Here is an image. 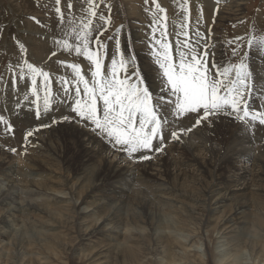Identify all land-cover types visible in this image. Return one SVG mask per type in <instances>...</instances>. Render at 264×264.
I'll list each match as a JSON object with an SVG mask.
<instances>
[{
    "label": "rangeland",
    "instance_id": "374dc122",
    "mask_svg": "<svg viewBox=\"0 0 264 264\" xmlns=\"http://www.w3.org/2000/svg\"><path fill=\"white\" fill-rule=\"evenodd\" d=\"M194 1L196 2V0ZM212 1L215 0H198L205 8L201 32L207 35L208 30L211 29V51L215 53V60L223 65L229 60L228 42L230 39L250 34L254 30V26L256 30H264V0L242 1L243 5L238 8L241 11L226 16L222 22H219L223 8L221 3L222 5L226 3L221 1L216 4ZM231 1L233 0H228L229 3ZM65 2L66 0H62V8ZM157 2L166 9L169 17V31L174 32L171 20L176 16V3L174 0H157ZM80 3L81 0H74V5L78 6ZM105 3L111 4L113 21L106 35L111 34L116 27L123 25V32L120 36L122 45L129 46L137 54L139 62L143 64L149 51L146 45L148 44V33L150 32L148 25L151 22V15L146 11V8L151 6V0H149L148 6L144 4V0H105ZM101 8H104L103 4ZM217 8L218 12L215 11ZM192 9L190 7V12L191 15H194ZM104 11L107 15V10L104 9ZM31 17H35L48 27H40L30 19ZM191 26L195 28L196 23L194 25L192 23ZM53 31L57 34L60 32V29L56 27L53 0H0V75H3V81H0V106L4 107L7 112L13 110L12 106L20 105L17 96L19 92L13 93L8 84L9 74L7 72L8 65L14 64L18 57L16 41L19 40L26 45L30 62H36L38 66L49 70L48 65L50 64L53 65V68L58 66L53 64L57 58L51 56ZM170 39L173 38L170 37ZM241 44V53L248 52L246 63L252 74L251 79L255 83V94L250 101L255 107L257 104L264 103V94H262L264 51L257 48L249 51L245 41H242ZM257 73L260 74V78L256 75ZM52 74L58 78L59 75L65 74V70L61 68L59 72L53 71ZM16 99L18 102H14ZM22 104H27V102L23 100ZM24 108L27 110L28 104ZM4 115L5 118H10L8 114ZM226 120L231 121L238 128L241 127L239 122H233L229 118ZM220 122L226 121H216L215 123ZM26 123L21 124V126L23 125L20 132L21 141L17 139L18 135H6L4 129L2 130L7 142H0V167L11 168L13 173L9 176H0V195L4 192H12L13 197L8 199V205L0 208V216L7 214L9 209L20 203H30L36 206L48 196L55 197V201H50L48 208L40 206L42 209L40 217H31L32 215L25 217L22 213H15L14 216L8 217L9 237L3 238V242L0 243L1 264H24L30 255V258L35 261L33 264H90L92 261H95V264H264V193L256 192L260 190L259 188L264 190L261 183L251 186L252 191H242V187L239 186L241 181L232 184L229 193L234 195L233 200L223 197L221 201H216L218 196L205 199L202 191L206 190L210 182L209 178L203 176L206 169L201 166L197 169L189 168L182 162V165L186 167L183 173L181 168H178L179 170L171 168L167 173V171H163V168L154 167L152 170L149 169L150 172L145 177L142 176V180L129 179L130 190L127 194H113L107 188L105 191L107 193L101 192L96 198L85 199V203L80 205L84 197L83 193L87 188V182L80 184L77 181V176L82 170L80 162L83 156L91 151L90 146L82 149L81 153V149H79L82 146L80 135L71 126L59 127L60 130L58 129L56 132L61 131L62 135L58 139L52 137L53 139L48 140V135L43 132L35 133L32 140L28 138L25 146L23 137L31 129ZM215 123L210 126L196 127L193 131V139L190 135L192 133H190L182 136V142H176V144L191 152L190 144L202 142L203 148H200L195 154L203 165L210 163L208 155L213 143L211 135L216 133L217 140L223 139L222 135L217 133L218 127H214ZM55 124H51V126ZM263 127L260 126V129H264ZM203 128L210 130L201 137V133L204 132ZM240 129L242 130V128ZM241 130L240 132L237 130L240 136L241 132L247 133V130ZM261 136L256 137L254 142H249L250 151L253 152L257 148L252 157L257 158L263 154V149L260 148L264 147V134ZM172 144L174 143H170L169 146ZM47 147L63 153L62 156L66 159L65 163L62 164V158L61 164L55 166L53 163V165H46L33 161V155H36L33 153ZM12 148L17 149L15 154L10 151ZM78 150L80 153L76 154ZM92 151L95 152V150ZM48 154L49 152L46 150L42 153L43 156H48ZM170 154L168 152L164 155V160L170 159ZM90 155L93 154L90 153ZM114 155H96L97 158L95 157L88 164L87 168L91 171V173L87 171L88 176L96 177L100 171L98 168L102 165V159L107 161V165L112 166L116 162ZM181 155H176L177 161L183 157ZM83 160L86 161V158ZM118 163V169L131 170L136 167H133L126 158H122ZM252 166L254 169H258V164ZM240 167L248 171L251 168L250 164L245 162L241 163ZM103 174L107 176L108 171H104ZM155 178L175 187L178 190L177 193L171 195L165 190L154 193L155 201L145 202L147 204L145 210L140 208L138 203L129 201L128 197L132 191H137L142 198L148 196L147 192L153 194L145 186H151L150 182L153 179L157 181ZM143 187L145 190L141 189ZM38 189L41 192L45 191V197L26 198L27 191ZM198 191L201 192V195ZM106 195H111L114 198L113 201L108 202ZM115 198H118L117 202ZM241 199L243 202L245 200L247 206L243 210V214L234 217L233 204L236 203V200ZM107 202L111 204V211L115 206H120L117 219H112V217L108 219L109 215L104 210L95 212L97 206ZM25 215L27 216V214ZM238 217H241L238 221L236 220L239 226L233 221V218ZM28 222L43 224L44 227H31ZM102 223L103 225H101ZM114 227L117 228V233L111 232ZM95 228L98 229L96 233H91L93 235L85 236L83 234L85 231L87 232L85 234H88ZM6 230L8 229L6 228ZM36 230L42 231L41 234ZM124 245L135 249V257L124 259L121 255H116L115 247ZM26 253L27 257L17 263Z\"/></svg>",
    "mask_w": 264,
    "mask_h": 264
},
{
    "label": "snow or ice",
    "instance_id": "6c2138e0",
    "mask_svg": "<svg viewBox=\"0 0 264 264\" xmlns=\"http://www.w3.org/2000/svg\"><path fill=\"white\" fill-rule=\"evenodd\" d=\"M174 2L177 10L171 24L175 31L171 32L166 9L157 0H151V6L144 0L151 22L149 51L141 64L137 54L122 45L123 25L106 35L113 22L111 4L81 0L76 6L74 0H66L62 8V0H53L60 32L52 33L51 56L57 58L53 64L58 66L50 64L45 70L30 62L28 48L17 40V60L7 67L9 86L13 93H23L27 111L36 120L50 117L51 124H79L105 151L120 153L133 164L153 159L168 144L182 142V136L219 118L239 122L242 130L264 126V103L254 107L250 102L256 89L246 63L248 52L240 51L242 41L249 51H264V30L254 26L250 34L230 39L229 60L221 65L211 51V29L207 35L201 32L202 7L192 28L189 0ZM30 19L48 27L35 17ZM61 68L65 74L54 77L52 72ZM57 111L59 118L53 115ZM0 124L6 135L14 136L13 125L2 114ZM51 124L29 129L25 146L35 131ZM10 151L15 154L17 149Z\"/></svg>",
    "mask_w": 264,
    "mask_h": 264
},
{
    "label": "bare ground",
    "instance_id": "6f19581e",
    "mask_svg": "<svg viewBox=\"0 0 264 264\" xmlns=\"http://www.w3.org/2000/svg\"><path fill=\"white\" fill-rule=\"evenodd\" d=\"M221 1L223 3H226V4L222 5V3H221V6H223V8H222V12L220 13V14H222V16L221 17L219 16V18H220L219 22L224 21L226 16L233 15L234 12L239 11L240 9H238V8L243 5L242 1H244V0H233L230 3L228 2V0H219V2H221ZM214 2L217 4V0H215ZM189 5H190L191 8L194 9V10L192 9V11H194V15H190L191 24L193 23V25H194L196 17H197V14H195V13H197V9L199 7H202L203 12L205 13V10H204L205 8H204V5L202 3L198 2V0H196V2L194 0L193 1L189 0ZM201 23H202V21H201ZM256 75L260 78V74L257 73ZM262 78L264 79V77H262ZM262 89H264V87ZM258 94H260V93H258ZM262 94H264V91L262 92ZM17 96L19 97V100H20L19 102H20V105H21V107L19 109L17 107H13L12 105H9L10 107L12 106L13 110L11 109V111L8 110V112H7V110L4 107L2 108V106H0V112H1L2 115L8 114V116H10V118L6 117V119H8L10 121V123L13 125V127L15 129V133L14 134H15V136L18 135L19 137L18 136H16V137H17V139H19V141H21L20 132H21V127L23 126V125L21 126V124L27 122L26 124H28L29 127L34 130L36 128V126L41 124V123H49V124H51V118L49 117V118H46L44 120H36L34 118V113L28 112L24 108V106L27 105L28 103L27 104H22V102H23V93L19 92V93H17ZM11 97H13V96H11ZM16 101L18 102L17 99L14 100V102H16ZM9 106H7V107H9ZM53 115H55V117L59 118L61 113L59 111H57V112L53 113ZM223 120H225L226 122L215 123V125H214V127H218V129H217L218 132L217 133L221 134L223 139L217 140L215 138V136L217 137L216 133H213V135H211L213 143H212V146L210 144L211 152L208 155L209 158H210V160H209L210 163H207V164H204V165L200 162V160H198V158L196 156V154L198 153V150L200 148L201 149L203 148L202 147L203 146L202 142H197V143L190 144L189 146L191 147L190 148L191 152L186 151L185 148H183L180 145H177L176 142H173L174 144H172L170 146L168 144L167 148L165 149V151L163 153H160V154L154 156V158L149 160V161H145L143 163H136V164H133V163L130 162V164H132L133 167L136 166L134 169H131V170L130 169L129 170L118 169L117 165L119 164L118 162L122 160V154L113 153L111 151H105L104 148H102L101 145L97 142L96 137L87 128H84V127H82V126H80L79 124H76V123L61 122V123H56L55 125H52L50 127L41 128L42 131H39V132L35 131L34 132V136L29 137V139L32 140V138L35 137V133L39 134L40 132H43L44 134L48 135L47 136L48 140H51L52 137L58 139V137L60 135H62L61 131L56 132L59 129V127H61V126H71L72 129L75 130L80 135V138H81L80 141H82V146L80 148L79 147L78 148L81 149V153H82V149H84L88 145L90 146V150H91L90 153H92L93 155H90V153L89 154L87 153L86 155L83 156L82 161L80 162L81 166H82L81 167L82 170H81V173L77 176L78 177L77 181L80 182V184H82L84 182H87V185H86L87 188H86L85 192L83 193L84 197H83L80 205L85 203V201H86L85 199L96 198V197H98V194H100L101 192L107 193V192H105L107 188H109L107 190L109 192L113 193V194H118V195H121L122 193H126L127 194L129 192V190H130L129 187H128V180L129 179L142 180V176L145 177V175H147L148 172H150L149 169L152 170L154 167L163 168L164 169L163 171L164 172L167 171V173H168V171L171 170V168H173L175 170L176 169L179 170L178 168H181V170H183L182 171V173H183V172H185L186 167H189V168L190 167H195V169H197V168H199V166H201V168H205L206 169L205 170L206 172L203 174V176L205 175L204 176L205 178H209L210 179L209 186L206 187V190L204 189L202 191V194L204 195V197H206L205 199H210L211 196L212 197L218 196L216 198V201H221L223 199V197H227L228 199L233 200V196L234 195L229 193V191H230L229 188L234 183H238V182L241 181L242 183L239 184V186L242 187L241 188L242 191L243 190L252 191V189H250V187L253 186V185L255 186V184H257V183H261V186L264 187V164H263V162H264V159H263L264 158V152H263L264 151V147L260 148V149H263V151H262L263 154L261 156H258L257 158L252 157V155H254V151L257 150V148H255L253 150V152H252V150L250 151L251 147L249 148V142L255 140L256 137H258L259 135L261 136L264 133L262 134V130L260 129V126L257 125L254 129H248L247 133L246 132H244V133L241 132V136H240L238 131L240 132V130H241L240 128L241 127L238 128L231 121L230 122L227 121L226 118H219L216 121H223ZM261 127H263V126H261ZM3 129H4L3 125L0 124V142L1 143H6L7 142V138L3 135V131H2ZM209 130L210 129L203 128L204 132L201 133L202 134L201 137H203V135H205L207 133V131L209 132ZM195 133H196V131H195ZM252 134L255 135V136H253ZM190 135L192 136V139H193L194 132H192V134H190ZM190 139H191V137H190ZM184 147H185V145H184ZM48 148L49 147L44 148L42 150L39 149L40 151H35L33 154H36V155H33V157H34L33 161H38V163L39 162L45 163L46 165H50V164L53 163L54 165L53 164L52 165L55 166V165L61 164V158H62V160H63L62 164L65 163L66 159H64V157L62 156L63 153L61 154L59 149H58L59 152H57V150H54V149H51V148L48 149ZM45 150L49 152L48 156H43L42 155V153L45 152ZM50 150H51V152H50ZM68 150H70V149H68ZM92 150H95L96 153L94 151H92ZM168 152L171 153L170 154L171 157H170V159L167 158V160H164V155H166ZM251 152H252V154L250 155ZM79 153H80V151L78 150V153H76V154H79ZM98 154H101L103 156L107 155V154L108 155L109 154H111V155L115 154L114 157L116 159V162L113 163L112 166L110 164H108L109 165L108 166L106 164L107 161L105 159H102V165L99 164L101 167L98 168V169H100V171L96 175V177L93 176V175L88 176L89 175L87 173V171H89V169L87 168V167H89L88 164L90 162H92L93 159H95L96 155H98ZM176 155L177 156L181 155L183 157L179 158L180 160L177 161L176 160ZM73 156H75V155H73ZM100 157H102V156H100ZM85 158H86V161L83 160ZM182 162L186 165V167L182 165ZM244 162L250 164L251 168H250L249 171L240 167L241 163H244ZM164 163H165V165H164ZM255 164H258V169L257 170L254 169L253 166H252V165H255ZM17 168L18 167H16V169ZM18 170H19V168H18ZM104 171H108V175L107 176H104V174H103ZM89 172L91 173V171H89ZM202 172H203V170H202ZM11 173H13L11 168H6L5 169V168L0 167V176H9V174H11ZM158 173H160V172H158ZM92 174H93V172H92ZM91 177H92V179H91ZM155 179L157 181H155L153 179V181L150 182L151 186H145V187H148L147 189L151 190L153 192V194H150L149 192H147L148 196H143V198H142L140 196V194L137 193V191H132L130 193L129 197H128L129 201H131L133 203L134 202L138 203L140 205L139 207L145 210V208L147 207V204H146L147 201H149V202L155 201V199H156L155 197L156 196H155L154 193L162 192L163 190L167 191L171 195H175L177 193L178 190L175 187L169 186L168 183H162V181H160V179L159 180L157 178H155ZM81 187H83V186L81 185ZM141 189H144V187L141 188ZM259 189L260 190H257L256 192L264 193V190H262L261 188H259ZM11 190H12V188H11ZM231 192H235V191H231ZM199 193L201 195V192H199ZM25 196H26V198H33V197H37V198L40 197L41 198V197H45V191L41 192V191H39V189L38 190H34V191L29 190V191H27L25 193ZM11 197H13V193L12 192H9V193L8 192L7 193L4 192L2 195H0V208L2 206L8 205V199H10ZM105 197L108 199V202L111 201V200L113 201V199H114L113 197H111V195H106ZM140 198L142 200H139ZM54 199H55V197L53 198L51 196H48V197L43 198L42 201H40L38 203V205H36V206L34 204H30V203H26V204L20 203L18 206L16 205L12 209L8 208L9 210H8L7 214H4V215L0 216V243H1L3 238H6L9 235V227H8L9 226V224H8V222H9L8 217L9 216H14L15 213H22V215H24L25 217H29L31 215H32L31 217H40V215L42 214V212H41L42 209H40V206H42L44 208H48V203L50 201H55ZM117 199L118 198H115L116 202L118 201ZM108 202L105 203V204L103 203L100 206H97L96 209H95L96 211L95 210L94 211L96 213L99 212V211H102V210L107 211V214L109 215L108 219L111 218V217H112V219H117L118 216H119V208H120V206L119 205H118L119 207L115 206V208L111 211V209H110L111 204H109ZM235 202L236 203L233 204V207H234V214L233 215H234V217L243 214V210L247 206L245 200L243 202V199L236 200ZM90 205H92V204H90ZM114 205H115V203H114ZM147 210H148V208H147ZM25 214H27V216ZM105 218H106V215H105ZM239 218H241V217H238V218H235V219L233 218V221L236 222V220L238 221ZM125 221H127V220H125ZM110 222L111 221H109V223ZM28 223L31 225V227H33V226H38V227H41V228L44 227L43 224H36V223H33V222H28ZM103 223L101 225H103ZM117 223H118V221H117ZM238 226H239V224H238ZM46 227L49 228L48 226H46ZM6 228L8 230H6ZM97 229L98 228H95L94 230L90 229L91 231L88 232V234H85V233H87L86 231L83 234L85 236L93 235L91 233H96ZM41 232L42 231H40V230L37 231V233H39V234H41ZM111 232L112 233H117V228L114 227L111 230ZM28 246H29V244H28ZM115 249L117 250L116 255H119V256L121 255L124 259L130 258V257H135V249L132 248V247H126L124 245L122 247H117L116 246ZM25 257H27V253L23 254V256L21 257V260H18L17 263H19L20 261L22 262ZM30 257H31V255H30ZM30 257L27 260V262L24 263V264H33V262H35ZM0 258H1V254H0ZM6 260H7V258H6ZM90 264H95V261H92Z\"/></svg>",
    "mask_w": 264,
    "mask_h": 264
}]
</instances>
